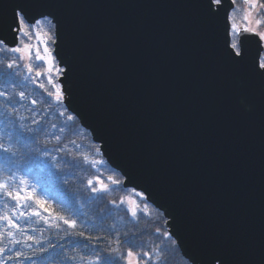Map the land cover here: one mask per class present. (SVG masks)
I'll use <instances>...</instances> for the list:
<instances>
[{
	"label": "water",
	"instance_id": "1",
	"mask_svg": "<svg viewBox=\"0 0 264 264\" xmlns=\"http://www.w3.org/2000/svg\"><path fill=\"white\" fill-rule=\"evenodd\" d=\"M207 4L0 0V37L17 6L55 17L67 110L151 194L182 257L264 264V74L248 41L243 64L227 55L231 1Z\"/></svg>",
	"mask_w": 264,
	"mask_h": 264
},
{
	"label": "trees",
	"instance_id": "2",
	"mask_svg": "<svg viewBox=\"0 0 264 264\" xmlns=\"http://www.w3.org/2000/svg\"><path fill=\"white\" fill-rule=\"evenodd\" d=\"M261 2L264 0H257L256 3L259 6ZM244 10L241 0H236L229 16L230 24H242ZM255 18L264 21V8L256 13ZM47 27L48 22L45 21L41 29L42 39H46L43 31ZM259 28L264 30V23ZM32 43L35 44L36 40ZM40 47L42 50L43 44ZM261 59H264V51ZM20 72L17 84L10 85L9 92L18 94L24 91L26 99L20 100L18 95L12 102L0 98V143L16 153L17 164L12 166L13 175L26 180L29 188L35 189L36 196L46 202L49 211L38 208L34 201H27L29 207L23 209L25 217L15 220L25 230L24 235L16 228H8L6 222L0 220V248L5 249L0 252V264H63L65 256L75 258L72 264H92L98 249L102 256H107L109 242L111 248L117 247V237L121 244L119 252L113 253V256L126 253L129 245L123 241L131 240L137 255L151 251L160 264H190L182 257L174 239L164 240L156 234L158 228L162 232L168 231L165 227L167 220L161 212L150 204L147 208L141 204L137 218L131 216L129 208L132 206L127 201L137 199L132 189L125 191L121 185L108 194L91 192L88 180H93L95 187L100 184L114 187L108 178L122 177L106 161L103 164L95 163L101 157L95 154L94 145L97 144L93 143L89 132L82 128L78 120L75 126L66 123L65 117L59 115L64 109L52 102V98L37 83L24 80L29 75L26 70L21 68ZM39 81L46 84L43 77L38 78ZM33 100L37 101L35 105ZM13 108L15 111H12ZM68 114L71 113L67 110L65 115ZM34 120L41 123H34ZM61 127L64 128L63 132L60 131ZM45 145L47 153L44 151ZM58 149H64V152ZM7 178L8 169L0 162V179ZM121 199H125L126 203L119 208L111 203H119ZM14 205L15 201L0 197V214L7 212L11 215ZM33 210L39 211L40 216H32ZM61 216L75 221L76 227L69 228L59 219ZM9 231L13 233L12 237L8 236ZM80 232L84 233L83 237L78 235ZM27 236L40 243L26 240ZM97 237L103 239L98 240ZM15 240L21 243H14ZM160 248L164 251L157 254ZM17 253L22 255L17 257ZM120 264H123L122 260ZM139 264L148 262L140 261Z\"/></svg>",
	"mask_w": 264,
	"mask_h": 264
},
{
	"label": "snow or ice",
	"instance_id": "3",
	"mask_svg": "<svg viewBox=\"0 0 264 264\" xmlns=\"http://www.w3.org/2000/svg\"><path fill=\"white\" fill-rule=\"evenodd\" d=\"M236 0H232L234 4ZM245 2L250 3L254 8L256 7L257 0H245ZM222 5V0H208L207 4V14L209 17L216 14L219 11V7ZM261 8H264V2L259 4ZM252 15L251 10L247 16H245V21H248V17ZM48 22V27L46 31H43V37L41 38V29L44 26V22ZM264 21L259 19L256 20V24L259 26ZM11 33L13 34V42L9 44L4 38L0 37V98L5 101L12 102L16 95L19 96L20 100H25L26 95L24 91H20L18 94L15 92H9L10 85L17 84V77L21 75L20 69L23 68L29 74L24 77V80H31L33 83H37L38 87L44 89L48 97L52 98V102L60 106L63 111L59 112L60 116L65 117V122L69 123L71 126H75L77 116L68 114L65 115L67 111V105L65 103V85L64 81L68 78V73L71 69L65 65H62L53 55L54 46L57 43V23L55 17L47 14H41L39 18L31 17L27 11L20 6L14 9L13 21L10 25ZM242 33L253 34L259 36L261 41H264V33L256 32L255 29L245 23L243 26L237 25L235 23L230 24L229 33L226 35V45H227V55L231 58L232 62L235 64H243L246 59L247 52L244 48V36ZM36 40L33 44L32 41ZM43 44V49L41 50L40 45ZM257 71L264 74V59H258L256 65ZM34 73V75H33ZM43 77L46 80V84L43 81L38 82V78ZM32 103L35 105L36 100ZM12 111H15L13 108ZM11 114V112L9 113ZM34 123L40 124V121L34 120ZM55 127V125H52ZM60 131H64L61 127ZM59 142V137H57ZM75 143V141H73ZM104 145L100 143L94 145L95 154L101 157L100 160L95 161V163L103 164L105 160L103 159L104 153L102 151ZM64 152V149H58ZM45 153L48 152L47 145L44 148ZM16 153L5 144L0 143V162L3 163L4 168L8 169V178L0 179V197H3L6 201H15L14 208L11 215L7 212L0 214V220L6 222L8 228H16L24 235L25 230L21 229L15 220L25 217V212L23 209L29 207L27 201H34L38 208L44 211H49L46 206V202L39 199L35 194V189H30L27 181L21 178H16L12 172V166L17 164ZM87 159V158H85ZM118 169V166H117ZM120 177L116 178L110 176L108 179L112 186L109 187L108 184H100L99 187L93 186V180H88V187L91 189L93 194H108L115 188L121 187L123 185V190H128V184L131 183V178L126 172L120 170ZM99 183V182H97ZM134 196L137 199L128 200L127 203L133 205L129 208L131 216L135 219L138 215V210L141 208V204L144 208H147L150 200V193L147 190L137 191L135 188L132 189ZM111 203L119 208L121 204H125V199H121L119 203L111 201ZM5 207L7 205L5 204ZM18 210V213H17ZM39 211L33 210L31 212L32 216L39 217ZM13 217L15 219H13ZM63 220L69 228H75V221H69L64 217H59ZM9 237L13 236V233L9 231ZM156 234L163 237L164 240H173L171 230L167 232H162L161 229L156 230ZM80 236H84L83 232L78 233ZM87 239H92V237H86ZM96 239H103L102 237H97ZM26 240H33L34 243H40L38 240H34L33 237L27 236ZM173 242H175L173 240ZM14 243H21L20 240H15ZM115 243L116 248H111L109 242V250L107 256H102L99 249L96 252L95 260L92 264H120L121 260L123 264H139L140 261H147L148 264H160V261L154 259V255L151 251H144L142 254L137 255L133 247L131 246V240H125L123 243L128 244L129 248L126 253H119V255L113 256V253L119 252V245L121 241L119 237L116 238ZM50 247H55V245H49ZM4 248H0V252H4ZM42 251H47V249H42ZM164 249L160 248L157 254H162ZM22 255V253H17V257ZM74 257L65 256L63 264H72ZM83 259V257H81ZM187 259V258H186ZM215 264H222V261L218 257H213Z\"/></svg>",
	"mask_w": 264,
	"mask_h": 264
},
{
	"label": "rangeland",
	"instance_id": "4",
	"mask_svg": "<svg viewBox=\"0 0 264 264\" xmlns=\"http://www.w3.org/2000/svg\"><path fill=\"white\" fill-rule=\"evenodd\" d=\"M245 7L244 10V17H243V21L242 24H239L241 26H243L245 23H248L250 27H252L253 29L256 30V32H261L264 33L263 29H260L259 26L256 24V18L255 15L256 13L261 9L260 6L257 5L256 3V7H252L250 3H246L243 4ZM249 10H251L252 15L248 17V21H245V16L248 15ZM242 35L244 36V41H248L249 44H251L252 46H254V53L256 55L257 61L258 59H261V55L264 51V41H261L259 39V36L257 35H253V34H246V33H242ZM131 200V199H129ZM129 206H133L131 204H128Z\"/></svg>",
	"mask_w": 264,
	"mask_h": 264
}]
</instances>
